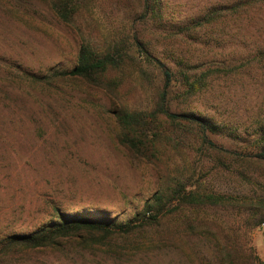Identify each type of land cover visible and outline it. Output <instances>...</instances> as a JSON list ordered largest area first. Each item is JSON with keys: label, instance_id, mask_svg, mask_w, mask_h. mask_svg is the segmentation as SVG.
<instances>
[{"label": "rangeland", "instance_id": "1", "mask_svg": "<svg viewBox=\"0 0 264 264\" xmlns=\"http://www.w3.org/2000/svg\"><path fill=\"white\" fill-rule=\"evenodd\" d=\"M148 1L0 0V264H264V160L256 157L264 146V0L210 24L206 15L234 0ZM55 7L71 9L70 21ZM135 39L175 75L170 112L217 123L208 137L231 155L175 128L156 160L120 144L114 114L152 108L162 87ZM84 42L131 46L130 57L100 80L51 77L75 66ZM177 62L190 81L203 77L192 96H179ZM220 159L228 166L215 165ZM175 182L227 201L179 204L126 237L82 232L51 247L1 251L7 238L37 234L59 213L134 221Z\"/></svg>", "mask_w": 264, "mask_h": 264}, {"label": "trees", "instance_id": "2", "mask_svg": "<svg viewBox=\"0 0 264 264\" xmlns=\"http://www.w3.org/2000/svg\"><path fill=\"white\" fill-rule=\"evenodd\" d=\"M148 6V0H145ZM252 5L251 0H234L229 2L218 11H211L203 19L204 23H212L218 14L236 13L242 8ZM66 7V5H64ZM55 13L63 22H69L73 11L68 8L55 7ZM154 12V9L151 8ZM203 22H199L202 26ZM145 54L147 63L157 69L162 77V87L158 91L157 100L152 108L142 110L119 109L115 114V122L119 130V141L122 146L132 150L139 157L146 160H156L161 153L164 143L173 144L176 138L171 132L172 128L180 130L185 135L193 136L198 139L202 146L210 152L225 155V158L232 152L216 145L208 134H216L220 131L217 123L211 119L204 118L194 112L173 113L169 109V95L175 80V75L170 67L160 60L152 57L142 50L141 44L135 39L134 44ZM130 47L123 46L121 43L112 42L100 48L94 47L90 42H84L79 49L77 62L69 71H56L50 76L60 80L72 78H82L90 81L100 80L106 73L110 74L118 70L124 57H130L128 50ZM180 67L178 72L181 79L179 81L181 88L180 97H189L201 89L203 77L195 78L190 81L186 74V66L183 62H177ZM184 69V70H183ZM206 75H204L205 77ZM37 80V79H36ZM114 82H109L107 87H111ZM175 130V131H176ZM264 143V138H263ZM256 154L259 160H264V146ZM228 161V159H227ZM229 163V162H227ZM215 165L228 166L223 160H217ZM224 197H218L212 194H197L195 191L188 190L182 182H175L166 187L163 192L155 193L151 200L144 206L141 218H135L134 221H128L123 224H105L101 221L81 218L80 214L64 215L58 214L57 220L47 225L45 229L37 234H21L7 238L2 242L1 251H27L43 247L54 246L59 239L72 238L82 232L101 235V238H113L115 236L126 237L144 229L147 225H156L166 216L176 212L179 204L185 205H218L225 203ZM249 200L243 199L242 204H248ZM262 203V201H261ZM264 206V203H263ZM234 262V260H233ZM231 262V264H233Z\"/></svg>", "mask_w": 264, "mask_h": 264}]
</instances>
